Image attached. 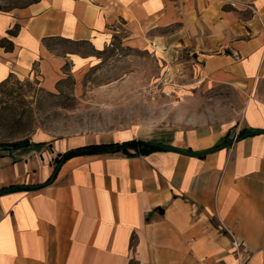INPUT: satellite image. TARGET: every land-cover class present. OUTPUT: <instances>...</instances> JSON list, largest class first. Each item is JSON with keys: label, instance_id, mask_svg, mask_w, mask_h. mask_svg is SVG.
Returning <instances> with one entry per match:
<instances>
[{"label": "crops", "instance_id": "obj_1", "mask_svg": "<svg viewBox=\"0 0 264 264\" xmlns=\"http://www.w3.org/2000/svg\"><path fill=\"white\" fill-rule=\"evenodd\" d=\"M2 38L12 47L0 44V82L54 92L94 64L54 40L147 51L168 81L142 122L0 146V188L43 183L55 157L90 144L202 150L264 129V0H31L0 10ZM239 261L264 264V133L199 156L78 154L51 183L0 194V264Z\"/></svg>", "mask_w": 264, "mask_h": 264}, {"label": "rangeland", "instance_id": "obj_2", "mask_svg": "<svg viewBox=\"0 0 264 264\" xmlns=\"http://www.w3.org/2000/svg\"><path fill=\"white\" fill-rule=\"evenodd\" d=\"M28 1L0 0V6L9 9ZM113 44L95 52L85 43L54 40L53 46L59 53L76 50L79 56L93 53L95 57L94 64L85 71L84 65L75 69L54 92L43 90L34 80L10 78L1 85L0 146L23 143L35 133L58 137L142 122L146 105L159 98L168 80L160 94L153 98L146 96L143 90L164 78L166 70L163 72L147 51ZM231 99L234 102L235 96ZM152 115L162 116L159 110H154ZM233 132L234 129L229 136ZM221 141L223 139L216 144ZM56 164L54 162V166Z\"/></svg>", "mask_w": 264, "mask_h": 264}, {"label": "trees", "instance_id": "obj_3", "mask_svg": "<svg viewBox=\"0 0 264 264\" xmlns=\"http://www.w3.org/2000/svg\"><path fill=\"white\" fill-rule=\"evenodd\" d=\"M31 1V0H30ZM27 3V2H26ZM25 4V3H24ZM23 5V4H22ZM1 10V6H0ZM10 34L14 33V30H9ZM0 44L6 48L10 49L12 47V42L6 38H2L0 40ZM10 78H6L2 82H0V86L5 84ZM245 130L242 132L244 133ZM27 142L24 141L23 143ZM22 144H13V146H17ZM161 150L156 146H152L147 141H143L140 139H130L123 142H109V143H96V144H90L85 147L76 148L74 150H69L65 153H63L60 157H55L54 162H63L65 159L78 155V154H94V153H115L119 152L121 154L127 155V156H133V155H146L148 153H151L153 151ZM18 189V188H17Z\"/></svg>", "mask_w": 264, "mask_h": 264}, {"label": "water", "instance_id": "obj_4", "mask_svg": "<svg viewBox=\"0 0 264 264\" xmlns=\"http://www.w3.org/2000/svg\"><path fill=\"white\" fill-rule=\"evenodd\" d=\"M259 133H264V129H250L247 130L246 132H244L243 134H241L240 136L234 137V138H230V139H226L223 140L211 147L202 149V150H193V149H185V148H181L179 146L176 145H170V144H163L160 142H149L150 145L152 146H156L161 150H165V151H174V152H178L187 156H199V155H205L208 153H212L214 151H217L219 149H222L224 147L230 146L231 144H233L235 141H238L239 139L248 136V135H252V134H259ZM62 162H58L55 167L53 168L48 180H46L43 183H36V184H20V185H11V186H7L4 188H0V194L8 192L10 190L13 189H17V188H23V189H34V188H38L41 186H44L46 184L51 183L55 176L56 173L60 167Z\"/></svg>", "mask_w": 264, "mask_h": 264}, {"label": "built area", "instance_id": "obj_5", "mask_svg": "<svg viewBox=\"0 0 264 264\" xmlns=\"http://www.w3.org/2000/svg\"><path fill=\"white\" fill-rule=\"evenodd\" d=\"M167 81V78L164 76V78H161L159 81L157 82H154V83H151L149 84L148 86H146L143 90V93L146 95V96H149L151 98L157 96L160 94V89L161 87L164 85V82ZM162 91V89H161ZM232 245L234 247V252L236 253V255L238 256L239 258V243L235 240H232ZM238 264H246V262L244 261H239Z\"/></svg>", "mask_w": 264, "mask_h": 264}]
</instances>
